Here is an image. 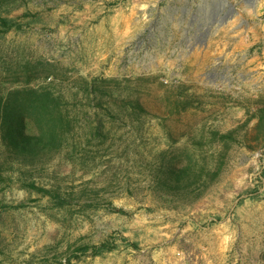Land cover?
<instances>
[{
  "label": "rangeland",
  "instance_id": "obj_1",
  "mask_svg": "<svg viewBox=\"0 0 264 264\" xmlns=\"http://www.w3.org/2000/svg\"><path fill=\"white\" fill-rule=\"evenodd\" d=\"M255 1L7 0L23 28L0 34V95L48 85L75 129L29 165L0 143V264H264V141L246 124L264 104ZM213 131H234L217 179L163 198L161 163H213Z\"/></svg>",
  "mask_w": 264,
  "mask_h": 264
},
{
  "label": "trees",
  "instance_id": "obj_2",
  "mask_svg": "<svg viewBox=\"0 0 264 264\" xmlns=\"http://www.w3.org/2000/svg\"><path fill=\"white\" fill-rule=\"evenodd\" d=\"M7 3V0H0V34L23 28L22 23L8 16ZM89 88L87 83L84 89L86 94ZM96 89L105 94L102 88ZM96 89L93 91L96 92ZM68 109L63 95L55 93L48 85H32L28 81L11 88L5 95H0V143L11 152V156H16V161L23 164L29 165L35 159H43L67 145L69 135L75 129L74 117ZM251 119H256L254 139L259 145L264 141V104L256 106L246 124ZM233 133L234 131L224 134L211 132L212 137L222 143L219 158L211 164L203 158L194 157L193 154H187L182 162L163 161L154 179L160 195L165 199L189 201L201 198L222 172V158L229 150ZM30 188L36 189V186L31 184ZM39 189L55 199L59 205L66 204L57 191ZM113 249L115 245L106 242L101 245H85L80 251L101 255Z\"/></svg>",
  "mask_w": 264,
  "mask_h": 264
},
{
  "label": "crops",
  "instance_id": "obj_3",
  "mask_svg": "<svg viewBox=\"0 0 264 264\" xmlns=\"http://www.w3.org/2000/svg\"><path fill=\"white\" fill-rule=\"evenodd\" d=\"M252 12L253 13H255L256 11V13L257 14H255L256 16H259V15H261L260 14V11L262 10V7H264V0H256L255 1V3H254V5H252ZM251 8V7H250ZM263 20H264V18H263Z\"/></svg>",
  "mask_w": 264,
  "mask_h": 264
}]
</instances>
